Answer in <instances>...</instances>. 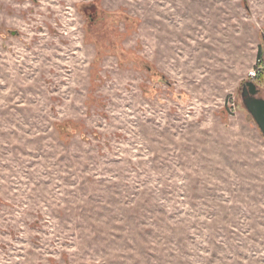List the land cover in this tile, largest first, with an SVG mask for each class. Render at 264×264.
<instances>
[{
	"label": "rangeland",
	"instance_id": "374dc122",
	"mask_svg": "<svg viewBox=\"0 0 264 264\" xmlns=\"http://www.w3.org/2000/svg\"><path fill=\"white\" fill-rule=\"evenodd\" d=\"M258 60L264 0H0V264H264Z\"/></svg>",
	"mask_w": 264,
	"mask_h": 264
},
{
	"label": "water",
	"instance_id": "95a60500",
	"mask_svg": "<svg viewBox=\"0 0 264 264\" xmlns=\"http://www.w3.org/2000/svg\"><path fill=\"white\" fill-rule=\"evenodd\" d=\"M241 91L243 105L264 137V99L256 97L258 90L253 83L244 84Z\"/></svg>",
	"mask_w": 264,
	"mask_h": 264
},
{
	"label": "trees",
	"instance_id": "16d2710c",
	"mask_svg": "<svg viewBox=\"0 0 264 264\" xmlns=\"http://www.w3.org/2000/svg\"><path fill=\"white\" fill-rule=\"evenodd\" d=\"M86 12H87V14L88 15H91V17H90V23L93 25H96L98 22H101V21H103L104 19H106V17H107V15H104V14H102V13H98L96 16L95 15H93V10L92 9H86ZM260 55H261V50H259V52H258V54H257V56H258V58L260 57ZM61 129V128H60ZM61 130H63V132L62 133H66L68 136L70 135V136H72L75 132H76V130H75V128L74 129H72L73 131H71V132H68L67 130H66V127H63Z\"/></svg>",
	"mask_w": 264,
	"mask_h": 264
},
{
	"label": "built area",
	"instance_id": "2783aa9c",
	"mask_svg": "<svg viewBox=\"0 0 264 264\" xmlns=\"http://www.w3.org/2000/svg\"><path fill=\"white\" fill-rule=\"evenodd\" d=\"M258 62V69L256 68V69H254V70H252L251 72H249L248 73V77H249V79H252V80H254V78H257L258 77V74H259V70H263L264 71V65H263V63L260 61V60H258L257 61Z\"/></svg>",
	"mask_w": 264,
	"mask_h": 264
},
{
	"label": "flooded vegetation",
	"instance_id": "af4514ba",
	"mask_svg": "<svg viewBox=\"0 0 264 264\" xmlns=\"http://www.w3.org/2000/svg\"><path fill=\"white\" fill-rule=\"evenodd\" d=\"M258 94H259V93H258ZM258 94H257V95H258ZM257 95H256V97H257Z\"/></svg>",
	"mask_w": 264,
	"mask_h": 264
}]
</instances>
